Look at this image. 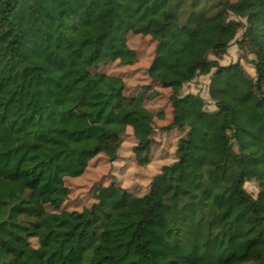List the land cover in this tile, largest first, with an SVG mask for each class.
Here are the masks:
<instances>
[{"label": "trees", "instance_id": "obj_1", "mask_svg": "<svg viewBox=\"0 0 264 264\" xmlns=\"http://www.w3.org/2000/svg\"><path fill=\"white\" fill-rule=\"evenodd\" d=\"M0 264H264V0H0Z\"/></svg>", "mask_w": 264, "mask_h": 264}, {"label": "rangeland", "instance_id": "obj_2", "mask_svg": "<svg viewBox=\"0 0 264 264\" xmlns=\"http://www.w3.org/2000/svg\"><path fill=\"white\" fill-rule=\"evenodd\" d=\"M230 2L234 3L237 2V0H230ZM232 19L237 20L234 17ZM239 36L240 34L237 36V39L239 38ZM132 43L134 44V47L137 50L143 51V59L134 66H129V67L113 66L111 71L121 75H125L126 77H128V75L131 74L130 78L129 79L127 78L126 80V84L128 87H134L136 85L145 86L148 84V82L144 77V72L148 65L149 56L152 52L153 47L151 46V44L146 47L144 41L139 39L137 40L134 39ZM253 60L254 59L251 55L246 53L242 54L241 52L238 51L236 45L232 43L226 55L224 56L222 61H220V65L228 66L229 64H234L236 62H239L240 65L245 70L246 74L249 77L254 78L255 74L252 66ZM208 84H209L208 77H198L190 84L185 85L182 88L181 92L183 95H187V94L198 95L205 103L204 110L210 113L215 111V107L213 102L210 101L207 94ZM156 93L159 95V97L166 96V92L162 90H156ZM154 94L149 93L147 96L152 98L155 96ZM155 99H156V103H155ZM155 99L153 101V106H152L154 108L157 107V103H158V99L156 97ZM162 103L163 102L158 104V106H161ZM105 176H107V167H105L104 164L101 163V159H98L97 161H94L91 164L87 173L81 179L68 181L67 184L72 191L70 198V202H72V204H70V207L72 205L78 206L80 205L81 202L86 203V199L89 197L94 186L100 183L101 181H103L104 178H106ZM244 189L253 198L256 197L257 185L254 182L247 183Z\"/></svg>", "mask_w": 264, "mask_h": 264}]
</instances>
